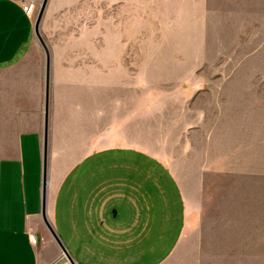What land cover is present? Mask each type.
Listing matches in <instances>:
<instances>
[{"label":"crops","instance_id":"crops-1","mask_svg":"<svg viewBox=\"0 0 264 264\" xmlns=\"http://www.w3.org/2000/svg\"><path fill=\"white\" fill-rule=\"evenodd\" d=\"M40 4L0 0V264H71L50 227L77 264H264L262 115L128 94L135 71L200 70L208 0H49L46 48ZM104 88L127 94L105 110Z\"/></svg>","mask_w":264,"mask_h":264},{"label":"rangeland","instance_id":"rangeland-1","mask_svg":"<svg viewBox=\"0 0 264 264\" xmlns=\"http://www.w3.org/2000/svg\"><path fill=\"white\" fill-rule=\"evenodd\" d=\"M208 11L207 40L202 43L209 54L200 70L135 71L130 73L134 85L128 94L137 102L148 100L147 97L152 101L158 97L167 100L166 97L181 95L182 91H191L189 95L199 91L200 95L219 98L222 102L225 97L245 96L237 98L243 103L244 111L260 113L264 119V0H208ZM109 15V6H104V31L109 28ZM83 18L92 25L94 9L88 7ZM103 91L105 110L110 109L113 99L127 94L124 89L104 88ZM229 101L234 102L231 98ZM207 105L200 104L203 108ZM116 160L124 159L117 157ZM117 175L125 176V168H119ZM58 234L63 240V233L58 231ZM51 236L55 239L52 233ZM38 243L40 247L44 243L41 237ZM60 251L63 254L61 248Z\"/></svg>","mask_w":264,"mask_h":264},{"label":"water","instance_id":"water-1","mask_svg":"<svg viewBox=\"0 0 264 264\" xmlns=\"http://www.w3.org/2000/svg\"><path fill=\"white\" fill-rule=\"evenodd\" d=\"M48 1L49 0H42L41 4H40V8H39V12H38V16L36 19V23H35V33L37 35V37L40 39V41L42 42V44L44 45V47L46 48L44 42L41 39L40 36V31H39V27H40V23L42 21L44 12L46 10V7L48 5ZM49 86H50V61H49V56L47 55V63H46V106H45V148H47V141H48V96H49ZM47 182H46V178L44 179V189L46 188ZM51 233L54 236L56 242L58 243L59 247L61 248L63 255L66 256L69 261L71 262V264H77L76 261L74 260V258L72 257V255L70 254V252L68 251L67 247L64 245L62 239L60 238L59 234L52 228L50 227Z\"/></svg>","mask_w":264,"mask_h":264},{"label":"built area","instance_id":"built-area-1","mask_svg":"<svg viewBox=\"0 0 264 264\" xmlns=\"http://www.w3.org/2000/svg\"><path fill=\"white\" fill-rule=\"evenodd\" d=\"M32 4H33V1L24 3L23 5L24 11H26L27 13H30L32 10ZM31 239H33V236H31Z\"/></svg>","mask_w":264,"mask_h":264}]
</instances>
